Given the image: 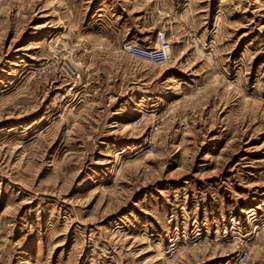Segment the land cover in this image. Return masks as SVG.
Segmentation results:
<instances>
[{
  "label": "rangeland",
  "instance_id": "obj_1",
  "mask_svg": "<svg viewBox=\"0 0 264 264\" xmlns=\"http://www.w3.org/2000/svg\"><path fill=\"white\" fill-rule=\"evenodd\" d=\"M159 31L164 66L122 53ZM239 252L264 264V0H0V264Z\"/></svg>",
  "mask_w": 264,
  "mask_h": 264
},
{
  "label": "built area",
  "instance_id": "obj_2",
  "mask_svg": "<svg viewBox=\"0 0 264 264\" xmlns=\"http://www.w3.org/2000/svg\"><path fill=\"white\" fill-rule=\"evenodd\" d=\"M171 42L168 40L166 34L162 31L156 32L151 45H140L134 42H125L121 46V51L124 55L129 56L140 62L150 63L157 67L164 66L170 58ZM146 112L143 108H138L137 114L139 119L141 114ZM148 148V147H147ZM176 229V228H175ZM177 230L175 231V234ZM193 236V235H192ZM172 245H175L172 243ZM187 243H183L180 247L184 249ZM174 247V246H172ZM238 264H247L248 256L244 252H239L236 256Z\"/></svg>",
  "mask_w": 264,
  "mask_h": 264
},
{
  "label": "crops",
  "instance_id": "obj_3",
  "mask_svg": "<svg viewBox=\"0 0 264 264\" xmlns=\"http://www.w3.org/2000/svg\"><path fill=\"white\" fill-rule=\"evenodd\" d=\"M154 35H155V33H152V35L149 36V38L146 40V42H145L146 46L151 45V43L153 42V39H154Z\"/></svg>",
  "mask_w": 264,
  "mask_h": 264
}]
</instances>
